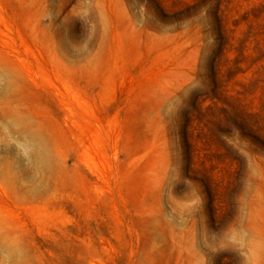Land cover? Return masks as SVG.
<instances>
[{
  "label": "rangeland",
  "instance_id": "374dc122",
  "mask_svg": "<svg viewBox=\"0 0 264 264\" xmlns=\"http://www.w3.org/2000/svg\"><path fill=\"white\" fill-rule=\"evenodd\" d=\"M0 264H264V0H0Z\"/></svg>",
  "mask_w": 264,
  "mask_h": 264
}]
</instances>
